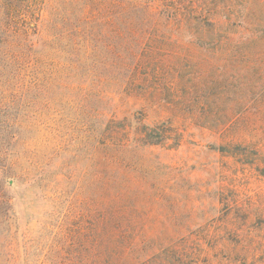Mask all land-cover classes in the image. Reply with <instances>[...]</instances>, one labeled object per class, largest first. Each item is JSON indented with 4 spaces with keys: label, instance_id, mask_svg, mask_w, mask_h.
Masks as SVG:
<instances>
[{
    "label": "rangeland",
    "instance_id": "obj_1",
    "mask_svg": "<svg viewBox=\"0 0 264 264\" xmlns=\"http://www.w3.org/2000/svg\"><path fill=\"white\" fill-rule=\"evenodd\" d=\"M8 1L22 49L0 76V264H94L104 205L211 264H264V41L245 58L181 41L130 77L55 30L193 29L224 0ZM141 123L169 139L141 141Z\"/></svg>",
    "mask_w": 264,
    "mask_h": 264
},
{
    "label": "trees",
    "instance_id": "obj_2",
    "mask_svg": "<svg viewBox=\"0 0 264 264\" xmlns=\"http://www.w3.org/2000/svg\"><path fill=\"white\" fill-rule=\"evenodd\" d=\"M196 1L198 0H187L191 4ZM175 3L180 5L179 0ZM224 5L228 11L216 16L215 21L202 14L191 20L187 19L188 22L192 21L197 25L195 28L181 31L125 29L98 34L57 29L55 33L58 37L67 39L70 44L68 46L76 51L79 47L85 48L90 44L94 47L100 46L103 57H113L117 71L122 74L128 73L130 77L137 76L142 69H146L143 68L146 64L164 56L169 52L170 46L173 48L181 41H186L187 47L183 45L184 47L204 50L210 56L218 55L225 58L253 56L247 45L264 41V0H224ZM11 7L12 4L8 0H0L1 77L14 66V62L16 63L13 49L17 54L19 49L20 51L22 49V46L17 48L11 43L14 33L9 28L10 23L13 19L21 17L12 12ZM167 17L169 22L180 21L176 19V14ZM30 18L34 19V16ZM239 31L249 32L252 36L235 43L233 33ZM26 48L28 49L27 45ZM93 57L95 58V54ZM169 130L171 129L164 123L153 127L141 123L136 127L135 133L141 141L158 145L167 142ZM116 210L117 208L112 205H104L96 224H90L89 232L92 238L90 245L94 242L97 249V261L94 264H211L207 257L202 256V252L199 253L198 249L188 246L186 239H173L167 242L149 239L139 232L143 228L142 225L128 219H120Z\"/></svg>",
    "mask_w": 264,
    "mask_h": 264
}]
</instances>
